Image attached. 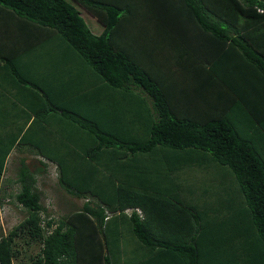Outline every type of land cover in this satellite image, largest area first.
I'll return each mask as SVG.
<instances>
[{
    "label": "trees",
    "instance_id": "trees-1",
    "mask_svg": "<svg viewBox=\"0 0 264 264\" xmlns=\"http://www.w3.org/2000/svg\"><path fill=\"white\" fill-rule=\"evenodd\" d=\"M72 1L101 23L99 34L65 0H0V19L32 28L108 85L0 86V115L11 102L20 121L17 149L53 164L57 185L83 199L50 217L37 187L47 163L20 159L10 196L24 216L0 235V264H264V0H145L144 13L138 0ZM153 18L159 44L142 51L154 32L133 23ZM152 48L165 51L146 62ZM0 61L26 81L11 56ZM203 86H223L235 104L208 100L200 114L174 104L188 91L205 97ZM32 91L36 106L23 99ZM35 128L44 139L27 136ZM14 141L0 144V173ZM190 151L205 153L191 163L217 178L185 183Z\"/></svg>",
    "mask_w": 264,
    "mask_h": 264
},
{
    "label": "crops",
    "instance_id": "crops-1",
    "mask_svg": "<svg viewBox=\"0 0 264 264\" xmlns=\"http://www.w3.org/2000/svg\"><path fill=\"white\" fill-rule=\"evenodd\" d=\"M79 7H81V9L91 17V20L88 19V23H87L84 17L82 16L81 11L75 7L78 10L79 15L83 18L84 22L87 24L91 33L99 34L102 30V25L101 27H99L93 24V21L98 22L96 17L91 13H89L81 5H79ZM20 23L21 22L14 19H5V18L0 19V58L8 55L11 56L12 59L15 61L16 67L19 68L20 74H23L25 76L26 81L23 82L19 79V77L13 76L14 74L5 71V68H3L2 66L3 63L0 61V86H87V87L108 86L105 85L104 83L98 82L95 76L88 73L85 74V72H83V70L79 66H76L74 64V62L67 61V59L65 58L66 54L63 51H60V49H57L58 46L52 45L50 47L48 39L42 40L41 36L40 37L34 36L32 32V28L30 29V31H26L22 26H18L20 25ZM133 24L136 26V28L145 27L144 26L145 22L140 21L139 19H137V22ZM148 34H152V32L150 31L148 32ZM36 38L39 39V41ZM7 42H12V44L9 45L7 44ZM38 43H40L38 46L39 48L37 47ZM52 48H56V49L51 50ZM160 59L161 58H159V61L161 62ZM159 61L157 59L155 60V64L157 66L161 65ZM175 67L176 65L172 60L170 63H168V67L166 68H168V70L170 69L168 71L170 72L174 70ZM185 88L188 87L185 86ZM251 89L253 90L254 86H245L242 88L239 86L237 87V90H239V92L250 91ZM202 91L205 93V97L193 95L192 92L188 91L189 93L187 92L185 93L186 97L184 96L180 98V102L174 104L183 105V108L198 106L199 113L197 114H200V112L203 113L202 111L208 109V107H205L210 105L208 104V100H215L216 104H218V101L221 99L219 106L224 104L228 107V102L230 105L235 104V103H231L233 96L229 92L227 93V89H225L223 86H214V91H213V86H203ZM215 91H220V93L224 91L223 96L220 97V93H219L217 94L218 96L215 97L216 96L214 94ZM209 92H211L210 93L211 95L209 94ZM37 94L38 93L37 92L35 93V91L26 92L25 97L23 99L27 100V104L29 105H32L34 102V105L36 106L39 104L36 101L38 99ZM4 107L6 108L7 111H5L6 114L4 116L0 115V119H3L6 122V126L0 127V144L4 143L5 138L6 139L13 138L15 141L10 146V150L8 151L7 155L4 157L3 168L0 173V183L4 177L3 175L7 165L11 163L12 156L18 154V157H15L16 166H14L13 178L11 180L10 179L6 180L7 182H11L12 184L16 185V183L14 182V178L16 176L15 171L17 169L18 164H20L19 163L20 159H24V162L26 164L29 162L34 163L33 160H35L37 161L35 162L37 166H40V162H46V160L42 159V157L38 155L33 154L31 152L32 149L29 148V146H24L21 149H17V147L15 146V142L17 138L14 135L13 130L15 124L18 122L20 123V121L17 122V119L15 117L16 115L14 112L15 110L11 108L13 107L11 102L7 103V105ZM236 109L234 111L238 112ZM27 111H29L28 108ZM3 112L4 111H2V113ZM31 114L32 113H29V118L25 122V127L32 119ZM56 120L50 121L51 128H49V131L54 132L58 130L57 126H59V124ZM240 120L243 121L245 119L243 118V116H240ZM34 132L38 134L39 137L42 136L41 139H44L45 137L43 135L47 134L44 133V130L39 131L37 128H35L34 131L32 130V132L27 133V136L33 137ZM2 152H3V148H0V155L2 154ZM28 157L29 159L27 160ZM185 157L188 160H191L190 161L191 167H194L195 165V164L192 165L193 163L191 162H198L201 158H205L208 160V157L205 153L200 154L199 152H194V151L187 152ZM186 158L185 160H187ZM203 162L204 161L201 160V163ZM46 163L47 166L48 164H51L50 162H46ZM207 166L209 168V164ZM201 183L202 182H200V184ZM5 234L6 233L4 234L0 233V235H5Z\"/></svg>",
    "mask_w": 264,
    "mask_h": 264
},
{
    "label": "rangeland",
    "instance_id": "rangeland-1",
    "mask_svg": "<svg viewBox=\"0 0 264 264\" xmlns=\"http://www.w3.org/2000/svg\"><path fill=\"white\" fill-rule=\"evenodd\" d=\"M65 1L71 3L74 7L78 8L87 23L88 19L91 20V17L85 11H83L81 7H79V5H77L74 1ZM137 3H139L138 8L142 13L146 12V10L148 11L149 9H151L147 8L149 6V3L145 0H138ZM158 22H160V20L153 18L150 19L149 24L147 22L144 24L145 27L143 28H146L148 26V31H152L154 33L152 35V38L149 39L146 44L141 43L143 49L142 51L150 49L148 46L151 47V44L154 42L157 45L159 44L160 36L156 32H158V30H161V24ZM93 24L101 27V23L97 21H93ZM153 24H155V27H152ZM138 45L140 44L138 43ZM167 47L168 46L166 44L165 49H167ZM163 51L165 50L154 49L151 54L149 52L147 53V55H149L148 57H145L143 53L141 55L142 58H145V61L148 62L149 59L153 60L155 57H157L156 53H160ZM15 157H18V154L12 156L11 163L7 165L3 175L4 177L0 183V233L2 234L7 233V231L12 228L13 225L19 222L24 216V210L22 209V207L16 204L13 197L10 196L17 190V185L6 181L9 179L11 180L13 178L14 166H16ZM28 159L29 157L27 158V160ZM212 178H217V174L213 169L204 166H194L189 169V173L183 181L185 183H200L203 181L208 182L209 179ZM37 187L41 191L40 202L42 203V205L45 206L50 217L54 219H57L70 211L78 209L81 203L83 202V199L75 198L69 195L57 185L56 170L54 165L52 164H48L46 172H44L41 176L37 177Z\"/></svg>",
    "mask_w": 264,
    "mask_h": 264
},
{
    "label": "clouds",
    "instance_id": "clouds-1",
    "mask_svg": "<svg viewBox=\"0 0 264 264\" xmlns=\"http://www.w3.org/2000/svg\"><path fill=\"white\" fill-rule=\"evenodd\" d=\"M130 210H131V208H130V209L127 208V209H125V212H130ZM134 210H135V212H137V213L140 212V210H139L138 208H134Z\"/></svg>",
    "mask_w": 264,
    "mask_h": 264
}]
</instances>
